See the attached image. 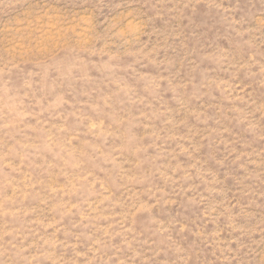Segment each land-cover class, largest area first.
<instances>
[{
	"label": "rangeland",
	"instance_id": "374dc122",
	"mask_svg": "<svg viewBox=\"0 0 264 264\" xmlns=\"http://www.w3.org/2000/svg\"><path fill=\"white\" fill-rule=\"evenodd\" d=\"M0 264H264V0H0Z\"/></svg>",
	"mask_w": 264,
	"mask_h": 264
}]
</instances>
